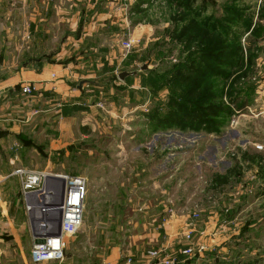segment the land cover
Masks as SVG:
<instances>
[{"label":"rangeland","instance_id":"1","mask_svg":"<svg viewBox=\"0 0 264 264\" xmlns=\"http://www.w3.org/2000/svg\"><path fill=\"white\" fill-rule=\"evenodd\" d=\"M150 1L143 0L136 20L128 25L120 41V50L128 56L126 72L136 73L129 82L133 88L136 85L147 89L131 100L142 106L132 115L135 120L126 125L114 120L107 126L106 135L93 132L87 135L89 139H83L78 132L69 134V127L73 125L74 130L79 122L77 117L64 115L72 122L63 121L59 113L62 104L55 108L52 102L48 105L46 125L37 124L31 134L32 146L40 144L43 148L21 150L19 146L16 155L9 157L14 159L15 167H21L19 170L82 176L87 180L83 222L65 242L64 259L42 264H106L114 249L119 251V264H149L148 254L152 251L177 255L187 247L185 234L195 226L198 229L201 222L204 226L217 214L224 217L213 223V230H221L226 239L220 244L213 233L196 230L193 244L204 246L205 251L180 259L181 264H264V220H247L264 211V97L245 108L241 101L238 104V95L232 93L233 85L227 80L219 86L213 80H203L208 55L248 47L235 38L246 34L253 19L254 36L264 35V23L257 26L260 20L264 22V0ZM232 3L236 7H257L254 12L238 8L234 13L224 8ZM2 14L0 10V37H5ZM205 21L211 27L206 28ZM258 47V54L253 55H257V70L250 78L253 83H264L263 43ZM243 78L246 79L243 76L239 83ZM191 84H198V90ZM212 89L216 91L212 94L215 98L205 99L207 90ZM23 93L20 92L22 98ZM142 95L150 99L147 106L140 103L144 100ZM131 102L129 105L134 104ZM184 104L189 111L181 113L179 106ZM154 112L156 115L151 116ZM38 115L39 112L35 117ZM174 116L198 120V124L195 128L177 129H160L156 125ZM137 118L143 121L142 126L136 125ZM122 127L128 133H123ZM10 146L6 147L7 153L11 152ZM60 146L67 148L66 153L57 148ZM19 170L10 177H16L22 188L21 177L15 175ZM151 185L156 186L152 189ZM10 194L15 197L14 192ZM167 195H172L171 213L167 216L184 219L188 229L183 236L158 231L162 223L159 225L152 214L143 220L141 212H137L142 206L147 213L157 206L159 197L165 200ZM249 204L259 206L246 213ZM4 206L15 208L14 234L26 261L38 264L31 256L27 216L22 217L20 206L15 203L7 201ZM193 215H198L196 221ZM142 228L144 234L140 233ZM236 229L239 233L231 235L230 231ZM154 231L158 234L154 235ZM13 254V264H20Z\"/></svg>","mask_w":264,"mask_h":264},{"label":"crops","instance_id":"2","mask_svg":"<svg viewBox=\"0 0 264 264\" xmlns=\"http://www.w3.org/2000/svg\"><path fill=\"white\" fill-rule=\"evenodd\" d=\"M142 4L143 0H0V10L3 12L6 28L5 37H0V264H13V253H16L20 264L28 263L20 248L18 237L14 234L15 208L6 209L5 202L20 206L22 217L26 215L29 221L30 227L27 233L30 234L31 246L33 247L35 243L29 208L33 204L31 209H34L33 212L39 219L41 216L39 204L36 206L30 197L24 195L16 177H10L11 173L21 167H15L14 159L9 157L16 155L19 146L21 150L43 148L40 144L38 147L32 146L31 134L37 124L46 125L48 105L54 102V107L57 108L61 107L59 104L61 103L62 109L59 113L67 123L72 120L63 117L64 115L77 117L79 122L74 130L73 125L69 127V134L78 132L83 139H89L87 135L93 132L106 135L109 131L107 126L112 125L114 120H121L125 125L135 120L132 115L135 116L142 106H136L138 104L135 105L134 100L132 102L131 100L147 89L136 85L133 88L129 82V79H135L136 73L126 72L128 56L121 51L120 41L125 37L128 25L136 20ZM236 6L232 3L224 8L235 13L238 8H249L248 11L254 12L257 7V5L245 7L242 4ZM255 20L253 19V24L252 22L249 24L245 35L235 38L248 47L243 46L239 50L236 48L234 52L230 50L229 53L215 56L208 55V60L204 62L206 67L204 82L213 80L216 82L215 85L219 86V83L223 85L222 81L227 80L233 85L232 93L238 95V104L241 101V105L244 104L245 108L252 106L258 98L264 97L262 80L260 83H253L250 78L257 70V55L255 58L253 55L255 56V52L258 54V45L263 43L264 46V35L257 37L253 34ZM260 21L257 26L264 23ZM224 22L232 23L231 20ZM214 23L220 21L215 20ZM205 24L206 28L211 27L207 26V21ZM122 73L131 75L122 80L120 79ZM243 76L246 77L242 81L246 83L245 85L238 81ZM140 77L136 76V78ZM217 78L219 81H216ZM27 84L36 88L35 95L23 93V88ZM21 91L25 95L24 98L20 95ZM213 92L216 91L207 90L208 95L205 99H214ZM142 98L144 99L143 95ZM129 101L134 104L129 105ZM141 102L143 106H147L150 99L140 100ZM38 112L37 118L35 116ZM157 112L152 113L151 116H155ZM137 119L139 121L136 125L142 126L143 121ZM160 122L156 125H161ZM123 127L121 131L128 133ZM9 144L12 146L9 147L11 152L7 153L6 147ZM57 148L64 153L67 151L64 146ZM155 186L149 187L154 189ZM11 192H14L15 197L10 194ZM170 196L167 195L165 200L159 197L157 206L147 213L142 206H139L137 212H141L143 220L152 214L159 225L162 223L158 226V231H165L166 235L170 236H183L184 231L188 229L185 227L184 219L167 216L171 213ZM256 206L259 205L249 204L250 208L246 213ZM222 217L217 214L214 219L206 221L204 226L201 222L200 228L197 229L195 226V231L207 235L213 233L221 244L226 239V235L221 230L214 231L213 223L218 222ZM256 219L264 220V211L255 218H247L249 222ZM158 231H154L153 234H158ZM144 232L142 228L140 233L144 234ZM237 232L239 233L237 229L231 230L230 234ZM225 245L226 243L220 247ZM118 253V249H114L106 264H119Z\"/></svg>","mask_w":264,"mask_h":264},{"label":"built area","instance_id":"3","mask_svg":"<svg viewBox=\"0 0 264 264\" xmlns=\"http://www.w3.org/2000/svg\"><path fill=\"white\" fill-rule=\"evenodd\" d=\"M27 95L36 93V88L27 84L23 88ZM176 129V128H175ZM22 179V188L25 196L39 204L41 212L38 219V231L36 240L42 241L32 247V259L35 263L42 264L51 261L61 262L64 259L65 242L71 238L81 227L84 215V205L87 198V180L82 176H54L46 173H32L24 170L15 172ZM52 180V181H49ZM63 196L62 204L50 203ZM56 203V202H55ZM33 208V204L30 206ZM29 208L33 211L34 209ZM60 212L62 215L61 234L56 236L57 229L54 222L48 217ZM198 215H193L196 221ZM41 219V220H40ZM195 227L190 229L185 236L188 244L177 255L165 256L162 250L152 251L149 264H181L182 258H191L196 253L202 254L205 247L193 244ZM194 247H197L194 249ZM164 256V257H163ZM131 263V261H130Z\"/></svg>","mask_w":264,"mask_h":264},{"label":"trees","instance_id":"4","mask_svg":"<svg viewBox=\"0 0 264 264\" xmlns=\"http://www.w3.org/2000/svg\"><path fill=\"white\" fill-rule=\"evenodd\" d=\"M191 86L197 91L198 90V84H191ZM180 107V112L182 113L184 110H188L189 111V108H188V105L184 104L182 106H179ZM185 119V118H184ZM190 120V119H185L183 120L182 117H177V116H174L173 118H164L161 120L160 124L161 125H158V128L160 129H163L165 127L169 128V129H172V128H178V127H181V126H187L189 128H195L197 126V122L198 120Z\"/></svg>","mask_w":264,"mask_h":264},{"label":"water","instance_id":"5","mask_svg":"<svg viewBox=\"0 0 264 264\" xmlns=\"http://www.w3.org/2000/svg\"><path fill=\"white\" fill-rule=\"evenodd\" d=\"M143 70H147V67L144 66ZM129 75H131V74L130 73H122L120 75V79L123 80L124 78L129 77ZM28 197L29 196H27V198ZM62 200H63V196H61L60 199H58V201L55 204H57L58 206L61 205ZM55 214H57L58 217L56 216L54 219L52 218V220L54 222V228L57 229L56 236H59L61 234L62 215L60 212L55 213ZM30 219H31L32 231H33V237L35 239L37 237V231H38V217L36 216V214L33 211H31V213H30ZM41 243H42V241H39V240L35 241V244H41Z\"/></svg>","mask_w":264,"mask_h":264},{"label":"bare ground","instance_id":"6","mask_svg":"<svg viewBox=\"0 0 264 264\" xmlns=\"http://www.w3.org/2000/svg\"><path fill=\"white\" fill-rule=\"evenodd\" d=\"M50 181H52V180H50ZM60 197H61V195L59 196L58 199H60ZM58 199H56V200H58ZM49 201H50V203L53 202V204H55V202H56L55 200H49ZM41 216H43V215H41ZM56 216H57V214H55V215H54V214H51V216H49L48 218H49V219H52L53 217L55 218ZM37 217H38V216H37ZM57 217H58V216H57ZM40 220H41V219H40Z\"/></svg>","mask_w":264,"mask_h":264}]
</instances>
